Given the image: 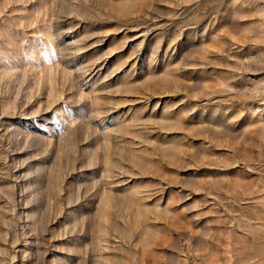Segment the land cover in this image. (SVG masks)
Instances as JSON below:
<instances>
[{
	"label": "rangeland",
	"instance_id": "1",
	"mask_svg": "<svg viewBox=\"0 0 264 264\" xmlns=\"http://www.w3.org/2000/svg\"><path fill=\"white\" fill-rule=\"evenodd\" d=\"M0 264H264V0H0Z\"/></svg>",
	"mask_w": 264,
	"mask_h": 264
}]
</instances>
